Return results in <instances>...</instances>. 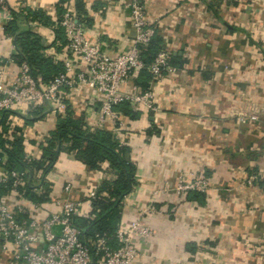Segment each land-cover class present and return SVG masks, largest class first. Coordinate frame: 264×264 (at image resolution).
Segmentation results:
<instances>
[{
  "label": "crops",
  "instance_id": "crops-1",
  "mask_svg": "<svg viewBox=\"0 0 264 264\" xmlns=\"http://www.w3.org/2000/svg\"><path fill=\"white\" fill-rule=\"evenodd\" d=\"M56 2L6 0L12 11L35 13L27 20L17 19L18 31L35 33L42 56L60 65L66 41L56 24ZM141 2L161 48L173 56L170 64L177 69L148 81L151 109L127 106V115L117 108L115 127L108 119L98 126V97L83 87L64 91L57 105L45 101L3 111L1 138H20L22 159L45 162L41 156L45 139L66 109L88 130L116 134L135 165L134 185L121 201L118 222L126 224L141 216L139 209L148 203L155 210L142 215L152 234L134 237L138 252L134 264H264V0ZM65 3L74 10L72 0ZM77 8L87 43L96 44L108 56L133 46L126 0H79ZM8 15L7 20L0 19L5 84L18 71L12 58L13 37L3 32L12 17L9 10ZM139 81L136 76L121 90L127 92L133 85L141 90ZM240 115H252L255 121L242 123ZM0 151L6 163V154ZM28 170L21 171L32 194L39 197L45 192L42 201L25 196L40 204L32 212L36 218L43 216V205L62 197L65 183L71 184L70 197L81 202L90 191L96 194L103 180L114 178L105 162L88 169L65 151L57 154L45 175L41 168ZM198 175L208 182L204 194L191 198L190 192H174L178 176ZM162 188L166 190L161 192ZM0 197L10 206L18 203L6 188ZM10 258V246H0V264H8Z\"/></svg>",
  "mask_w": 264,
  "mask_h": 264
},
{
  "label": "built area",
  "instance_id": "built-area-1",
  "mask_svg": "<svg viewBox=\"0 0 264 264\" xmlns=\"http://www.w3.org/2000/svg\"><path fill=\"white\" fill-rule=\"evenodd\" d=\"M126 5L134 32L133 46L124 53L108 56L96 44L84 40V21L77 16L70 3H64L57 21L66 41L61 70L41 85L32 78L27 65L21 62L16 76L5 84L4 66L0 65V114L22 105L33 106L45 101L57 105L64 91L83 87L89 88L98 97V126H102L105 119L114 127L118 124L120 113L114 107L119 104L151 109L153 94L148 86L140 90L133 85L127 92L121 87L133 81L143 68L151 80H159L162 75L173 74L177 69L169 63V53L163 48L155 53L151 62L143 64L140 49L153 38L155 27L146 20L141 0H126ZM8 17L6 0H0V19L7 20ZM252 119L255 120L252 115L239 116L242 123ZM113 137L122 144L116 134ZM23 160L31 162L28 156ZM3 163L0 151V187L7 183L8 195L18 201L10 206L0 197V246L11 248L8 264H134L138 256L134 237L148 238L152 234L151 228L142 220V215L155 213L150 203L139 209L141 216L132 218L126 224L118 222L111 235L94 234L84 241L73 220L89 213L91 200L95 197L93 191L85 200L78 202L70 197L71 184L65 183L62 197L49 201L47 206L41 205L43 216L36 218L32 212L40 204L30 202L19 191L25 184V171L4 169ZM254 178L255 175L251 176L246 184L250 185ZM207 188L206 178L198 175L188 179L178 176L173 189L177 194H204ZM165 190L162 188L160 191Z\"/></svg>",
  "mask_w": 264,
  "mask_h": 264
},
{
  "label": "trees",
  "instance_id": "trees-1",
  "mask_svg": "<svg viewBox=\"0 0 264 264\" xmlns=\"http://www.w3.org/2000/svg\"><path fill=\"white\" fill-rule=\"evenodd\" d=\"M68 0H57L55 9L57 12V21L60 14L63 12L62 4ZM74 11L78 17L79 0H72ZM9 13L11 19L4 25L3 32L6 35L13 37V45L16 54L12 57L16 64L24 62L34 80L38 84L45 85L52 79L60 70L61 65L51 64L49 58L43 57L41 50L43 49L40 38L29 29L18 31L17 19L34 17L35 13L29 10L12 11ZM82 18V17H81ZM42 19L47 20L42 16ZM83 20V18H82ZM84 21V20H83ZM59 28V26H57ZM61 30V28H59ZM62 33V30H61ZM161 49L160 39L157 36L149 41V43L140 49V57L144 65H147L153 59L155 53ZM172 55H169V63H172ZM140 81L138 85L141 90L147 88L148 81L151 80L146 69L140 70L138 75ZM119 110L129 115V110L126 104H119L114 109ZM131 117V116H130ZM0 149L6 154V163L4 167L7 170L21 171L26 169L41 168L42 175H45L51 168L57 154L61 151L73 153L75 159L88 169H97L100 163L105 162L108 168L114 173L113 180L105 179L97 187L95 197L91 200V208L86 216L75 217L73 222L79 229L81 237L84 241L92 238L94 234L105 233L111 235L120 218V205L122 199L131 191L134 185L135 165L128 158V147L124 144H119L110 132L94 129L88 130L80 119H74L70 116L67 109L64 116H57L55 130L49 133L45 139V145L42 147V160L45 162H30L25 163L21 157L22 147L20 138L12 140H3L1 138L4 129L3 118L4 113L0 117ZM9 144V148H7ZM25 179V177H24ZM6 183L2 189L8 190ZM24 196L27 195L30 201H42L45 195L36 197L31 192V186L27 182L19 188ZM104 192L103 195L101 193ZM191 198L201 196V193L190 192Z\"/></svg>",
  "mask_w": 264,
  "mask_h": 264
},
{
  "label": "rangeland",
  "instance_id": "rangeland-1",
  "mask_svg": "<svg viewBox=\"0 0 264 264\" xmlns=\"http://www.w3.org/2000/svg\"><path fill=\"white\" fill-rule=\"evenodd\" d=\"M249 121H255V120H254V119H252V120H249ZM249 121H248V122H249ZM248 122H247V123H248Z\"/></svg>",
  "mask_w": 264,
  "mask_h": 264
}]
</instances>
